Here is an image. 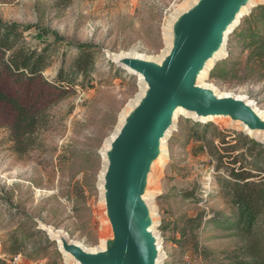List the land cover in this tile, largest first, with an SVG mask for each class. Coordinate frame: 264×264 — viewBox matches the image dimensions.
I'll list each match as a JSON object with an SVG mask.
<instances>
[{"label":"rangeland","instance_id":"obj_1","mask_svg":"<svg viewBox=\"0 0 264 264\" xmlns=\"http://www.w3.org/2000/svg\"><path fill=\"white\" fill-rule=\"evenodd\" d=\"M187 1L0 0L2 23L30 27L25 37L34 47L53 44L55 52L44 72L48 79L55 78L62 52L65 68H70L76 51L67 44L92 45L98 52L85 88L76 86L46 111L42 129L25 152H18L24 147H16L10 130L0 127V264H68L39 223L64 231L86 248L99 246L100 150L122 109L139 92L138 78L118 68L106 52L157 57L164 49L169 15ZM263 7L241 19L240 30L227 38L225 58L205 79L222 93L247 97L262 111L264 62L247 60L241 29ZM193 124L200 123L179 117L166 144L168 159L155 179L162 264H233L235 258H245L248 238L229 227L231 206L217 193L214 164L204 143L194 138ZM200 125L228 132L232 139L245 137L222 122ZM185 190H193L190 199L180 195ZM13 240L17 254L11 250Z\"/></svg>","mask_w":264,"mask_h":264},{"label":"water","instance_id":"obj_2","mask_svg":"<svg viewBox=\"0 0 264 264\" xmlns=\"http://www.w3.org/2000/svg\"><path fill=\"white\" fill-rule=\"evenodd\" d=\"M256 1L188 0L169 15L164 52L157 57L106 52L118 68L138 78L139 92L122 109L100 150L99 246L86 248L64 231L39 223L66 263L162 264L165 254L153 204L155 179L168 159L166 144L169 132L177 129L179 112L195 123L222 122L264 146V114L257 105L202 83L203 75L225 58L227 38L241 19L264 5Z\"/></svg>","mask_w":264,"mask_h":264},{"label":"trees","instance_id":"obj_3","mask_svg":"<svg viewBox=\"0 0 264 264\" xmlns=\"http://www.w3.org/2000/svg\"><path fill=\"white\" fill-rule=\"evenodd\" d=\"M252 17L249 25L243 22L247 29H241L247 60L264 62V7ZM30 29L0 21V127L10 130L16 147H24L18 152H25L32 136L42 129L48 109L74 93L76 86L85 88L98 54L92 45L67 44L76 51L71 66L65 68L62 52L60 67L50 80L44 72L55 52L53 44L32 46L25 37ZM192 134L204 143L214 164L217 193L231 206L229 227L248 238L245 258H235L233 264H264V146L246 136L232 139L230 133L211 131L207 125L193 124ZM180 195L190 199L193 190ZM16 242L11 247L14 254L19 253Z\"/></svg>","mask_w":264,"mask_h":264},{"label":"bare ground","instance_id":"obj_4","mask_svg":"<svg viewBox=\"0 0 264 264\" xmlns=\"http://www.w3.org/2000/svg\"><path fill=\"white\" fill-rule=\"evenodd\" d=\"M261 1H264V0H257V1L255 2V4H257L258 2H261ZM255 4H254V5H255ZM164 40H165V39H164ZM163 52H164V51H163ZM135 54H136V53H135ZM224 54H225V52H223V53L217 58V60H219L221 57H223ZM138 55H139V54H138ZM212 66H213V64L211 63V64L208 66L207 72L210 71V69L212 68ZM206 76H207V75L204 74V75H203V79L206 78ZM203 79H202V83L205 84V83L203 82ZM141 89H142V88H141ZM132 102H134V101H132ZM251 102H252V101H251ZM258 110H259L261 113L264 114V111H262V110H260V109H258ZM123 112H124V111H123ZM122 114H123V113H122ZM122 114H121V115H122ZM180 116H183V117H184V115H183L182 113L179 112V113L176 115V118H175V120H176V121H175L176 124L178 123V121H179V117H180ZM119 121H120V120H119ZM173 131H175V130L173 129V130H172L171 132H169V133H172ZM262 140H263V139H262ZM263 141H264V140H263ZM165 158H167V156H165ZM163 164H164V161H163L160 165H163ZM207 186H208V185H207ZM206 188H207V187H206ZM210 189H211V188H210ZM84 247H85V246H84ZM164 254H165V252H164ZM164 258H165V256H164Z\"/></svg>","mask_w":264,"mask_h":264},{"label":"built area","instance_id":"obj_5","mask_svg":"<svg viewBox=\"0 0 264 264\" xmlns=\"http://www.w3.org/2000/svg\"><path fill=\"white\" fill-rule=\"evenodd\" d=\"M13 260H14V261H17L18 259H17V257H16V258H14Z\"/></svg>","mask_w":264,"mask_h":264}]
</instances>
